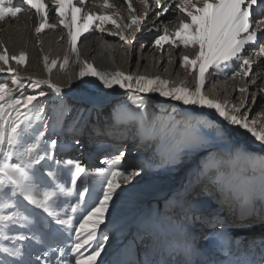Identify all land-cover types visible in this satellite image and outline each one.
<instances>
[{"label": "bare ground", "instance_id": "bare-ground-1", "mask_svg": "<svg viewBox=\"0 0 264 264\" xmlns=\"http://www.w3.org/2000/svg\"><path fill=\"white\" fill-rule=\"evenodd\" d=\"M13 2L15 6L22 7L23 11L16 17H6L0 20V52L7 48L9 57L25 52L27 63L17 64L16 61L10 59V65L19 73L20 83H14L8 73L0 72V84H7L15 89L13 96L16 98H20L22 94L36 95L39 91L46 93L45 97H39L38 101L33 102L36 107L30 105L27 109H20L21 112L27 113L29 122H31L29 136L39 130L44 131V124H47V128L52 131L59 130L57 134L59 138L65 139L76 134V139L69 138L70 141L57 145L53 156L58 161H60L59 154L67 151L64 147L77 144L76 140L79 138L94 139L93 142L88 141V146L99 141H112L110 146L101 144L97 150L85 149V154L81 155L79 161L89 172L107 166L105 161L110 160L108 154L114 150L112 144H117L119 148L123 139H126L130 144L129 148L137 146L133 158L137 156L138 161L125 162L123 156L121 170L138 171L139 175L134 176L130 181H120L121 187L116 190V195L105 214L104 222L99 225L96 240L81 249L85 255L94 250L97 244L102 243L103 250L97 258V264H125L124 261H128V264H162V259L164 264H172L174 260L180 263L182 256L177 257L175 253L178 247H183L186 243L185 234L183 232L180 234V228L184 227L187 230L192 225V232L193 228L196 230L195 233H190L191 238H195L194 241L202 233L200 226L208 227L205 239L200 238L201 249L195 250L201 257V264H204L207 257L217 255L218 248L210 242L214 238L215 226L221 222L224 225H230V231H235L234 235L238 237L243 235V229L247 228L246 226L255 224V222L259 223L257 226L264 228V171H262L259 159L264 156V148L250 134L238 126L231 125L214 109L206 106L186 105L171 97H163L159 93H138L133 96L132 92L121 89L119 86L106 88L95 77L81 78L79 76L83 67L82 62L87 61L101 72L119 70L133 76H159L170 81L169 87L183 86L194 91L198 86V68L193 71L191 67L182 66V57L188 55L191 58L194 50L185 49L182 45L177 47L165 44L163 48L153 46L154 37L163 33V26H167L169 31L173 32L181 20L187 19L186 15L170 9L169 13L157 18L156 12L159 9L156 8L154 0H148L149 7L141 4L140 0H131L135 8V13L131 14L125 0H109L110 4L114 5L110 8L102 6L103 0H85L83 5H80L78 0H74L77 7H83L85 11L108 15L119 12L120 17L123 18L118 19L121 29L108 22L102 25L105 28L103 33L95 25L89 31L83 32L76 42L79 52L78 61L76 52L70 47L68 30L60 24L61 18L55 13L53 0H44V3L48 5V24H54L56 27L45 28L39 34L35 31L40 24L35 9L19 3V0H13ZM258 9H260L259 12L254 11V26L264 19V8L258 7ZM67 11L68 9L65 8V12ZM145 12H147V17L144 15ZM82 15L83 13H77L78 25L83 23L80 19ZM130 15L141 17L139 24L141 31H136L137 25L123 30L124 35L132 41L131 44H126L118 36L110 33L121 31L123 25L130 23ZM113 18L116 17L113 16ZM153 25L159 27V33ZM147 28L153 30L149 32ZM259 30H264V24L260 25ZM259 44L264 46V40L259 41ZM258 52V48L254 52L246 46L243 53L254 61L248 77L230 78L232 73L227 69L217 72L209 68L205 73L203 92L211 99L219 100L221 103L228 102L230 106L235 105L237 108H241V101L247 97L249 103L246 108L249 120L257 121L256 127L259 130L264 127V56L258 55ZM45 56L48 57L49 65L52 60L57 61L50 74L45 67L43 59ZM65 57L68 59L66 65H64ZM0 66H4L2 61H0ZM235 70L239 71L238 68ZM49 78L53 84L61 86V92H56L44 83L36 89L31 87L35 80L44 81ZM253 80L255 83L252 82ZM241 87H247V92H239ZM253 96L255 103L251 102ZM136 97L143 98L146 102L145 108H137L140 99H137L135 104L129 103ZM40 107H43V112H38ZM10 111L16 113L15 110ZM244 112L245 108H241L239 114ZM144 113L147 115L145 116ZM199 126L217 134L222 131L231 133L232 141L228 145L219 146L220 149L210 148L211 150L206 151L207 149L200 148L193 152L188 151L191 144L200 143L199 135L195 133L196 129L201 128ZM30 140L32 139L26 138L25 143L18 146L17 150L24 151V147L32 143ZM178 145H183V150L188 155L186 161L193 164L188 184L182 192L174 193L170 200L164 201L162 210L159 209V203H156L155 212L152 213L151 202L169 192L171 190L169 188H177L182 182L180 176H173L167 170L152 173L155 164L168 165L173 158H176ZM128 147L123 149L124 153L128 151ZM204 152H207L210 159L208 164L205 161L202 162V156L206 154ZM244 152L255 159H247L242 155ZM40 154L43 155V152ZM100 155L102 157L99 159ZM67 160L78 159L64 157L60 161L59 168L52 160H49L47 164L41 161L39 165H34L33 168L39 172L32 183L36 186L37 196L45 190H56L57 196L52 202V210L58 214L59 219L72 216L73 224L70 226L56 225L51 218H47V213H43L42 209H36V206L31 205L17 193L16 206L8 205V208L4 209L0 207V215H9L13 211H19L29 219L7 225L0 222V258L15 261L16 264H44V261H37L36 257L42 251H55L67 258L69 264H73L77 253L72 252L71 249L75 242L78 220L85 208L94 205L98 199L100 181L103 178L85 176L80 180L81 184L86 181L87 193L81 196V209L78 208L76 212H72V207L77 204V194L83 190L79 187L78 181L75 187L70 183V174L66 171L67 166L64 165V161ZM17 162L19 161L15 158V163ZM41 165L44 167L41 168ZM208 169H211V172L206 175L205 171ZM48 172L55 173L56 179L52 180L51 177H47ZM39 173H43L45 178L41 179ZM191 182H193L192 187L196 189L208 184L207 190L202 196L193 197ZM58 184L64 186V192L58 191ZM69 189L71 191H68ZM209 198H216L219 203L217 207H212L211 211L203 206H193V204L196 206L206 204L205 201ZM23 205L35 211H25ZM215 210L216 212L223 210L224 214L218 216ZM35 213H42V215ZM189 215L191 221L187 222ZM160 216H167L173 221L163 220ZM247 220L252 221L247 222ZM137 221V225L132 229V235L123 239L125 244L121 243L119 247L112 246L114 241L111 242L112 235L108 230L102 231L104 226L110 228L118 225L115 227L118 229L119 225L121 228ZM252 229L248 234L254 232L258 241L261 242L260 238L264 236V231ZM103 232H108L109 236L104 241L100 239ZM118 232L119 230L114 232L115 239H117ZM20 235L26 236L27 239L18 240L17 237ZM215 239L218 240L217 234ZM143 240L146 243L142 251ZM169 246L175 247L170 248ZM4 248H19L21 255L19 257L10 256L3 250ZM161 254L163 258L160 257ZM138 258L140 260H137Z\"/></svg>", "mask_w": 264, "mask_h": 264}, {"label": "snow or ice", "instance_id": "snow-or-ice-1", "mask_svg": "<svg viewBox=\"0 0 264 264\" xmlns=\"http://www.w3.org/2000/svg\"><path fill=\"white\" fill-rule=\"evenodd\" d=\"M78 2L83 5L85 0H78ZM125 2L128 5L130 14L135 13L131 0H125ZM140 2L145 7H149L148 0H140ZM19 3L35 9L38 14L40 24L35 29L37 34L45 28L56 27L54 24H48V5L44 3V0H19ZM53 4L55 13L61 18L60 24L68 30L70 47L72 51L76 52L78 61L79 52L76 48V42L83 32L89 31L95 25L103 33L105 28L102 25L108 22L121 29L118 19L123 18L120 17L119 12L108 15L85 11L83 7H77L74 0H53ZM154 4L159 9L156 12L157 18L169 13L170 9L173 12L183 13L187 17V19L180 21L179 26L173 32H170L167 26H163V33L154 37L153 46L163 48L165 44L177 47L182 45L185 49L191 48L194 50V55L191 58L188 55L182 57L183 67H191L193 71L198 68V86L194 91L183 86L169 87L170 81L159 76H133L119 70L101 72L87 61L82 62L83 67L79 72V76L81 78L95 77L104 87L111 89L114 86H119L121 89L132 92L133 96L138 93H159L163 97H171L176 101H182L186 105H200L214 109L225 121L245 130L264 148V127L258 130L256 127L257 121L249 120L248 109L246 108L249 103L247 97L241 101V108H245V112L239 114L241 108H237L235 105L230 106L228 102L221 103L219 100L211 99L203 92L206 80L205 73L208 72L209 68H213L217 72L227 69L232 73L230 78L237 76L244 78L250 75L254 61L243 55L246 46L254 52L258 48L259 52L257 54L264 56V46L259 44V41L264 40V30H259L260 25L264 24V19H261L255 26L253 25L254 10L256 7L264 8V0H154ZM102 6L105 8L114 7L109 0H103ZM65 8L68 9L67 12H65ZM22 11L23 8L15 6L13 0H0V20L6 17H16ZM77 13H83L80 17L83 23L79 25ZM144 15L147 17V12ZM113 16L116 18H113ZM130 21V23L123 25L121 31L110 34L118 36L126 44H131L132 41L124 35L123 30L131 29L133 25H137L136 31H141L139 27L141 17L130 15ZM74 27L76 28L75 31ZM153 27L159 33V27L155 25ZM146 30L151 32L153 29L147 28ZM10 59L16 61L17 64H26L27 54L21 52L18 56L9 57L7 48L0 52V61L3 62L4 66H7H0V72L8 73L13 82L19 84V73L16 68L10 65ZM43 59L50 74L57 61L52 60L51 65H49L48 57L45 56ZM67 63L68 59L65 57L64 65ZM236 68L239 71H236ZM252 82L255 83V80ZM42 83L48 84L56 92L62 91L61 86L53 84L50 78L44 81L35 80L31 87L33 89L39 88ZM14 91L15 89L7 84H0V155L3 156V160H0V188L11 185L12 196L19 193L31 205L36 206V209H42L43 213H47V218H51V221L56 225L70 226L73 224L72 216L69 215L67 219H59L58 214L52 210V202L57 196V191L45 190L40 196H37L35 194L36 186L32 183L39 172V170L33 168L34 165H39L41 161H45L47 164L49 160H52L59 168L61 163L55 160L53 156V152L57 147V140L51 139V137L47 140L44 139L45 132L48 131L47 124L43 125L44 131H40L38 135L29 136L30 123H26L29 121V117L26 112L20 111L21 108L27 109L30 105L36 107L33 102L38 101L39 97H45L46 93L39 91L36 95L22 94L20 98H16L13 96ZM239 92H247V87L239 88ZM137 99H140L137 108H145L146 102L143 98L136 97V99H131V102L135 104ZM251 102L255 103L254 96ZM10 110H15L16 115L14 117ZM38 112H43V107H40ZM144 115L146 116L147 113H144ZM26 138L32 139V143L27 144L24 151H18V146L24 144ZM76 143L79 144V141L77 140ZM41 152H43V155L40 154ZM124 155L125 153L121 152L114 158L106 160L105 164L107 166L97 168L94 172H89L79 160L64 161L73 187H75L78 180H82L85 176L103 178L100 181L101 188L98 199L94 205L85 208L84 213L81 214V218L78 220V227L75 229V242L71 249L72 252L77 253L73 264H97V258L103 250L102 243L97 244L95 249L87 255L81 249L91 245L96 240L99 225L104 222L110 202L116 195V190L121 187L120 181H130L134 176L139 175L138 171L121 170ZM242 155L247 159H255L247 152L242 153ZM13 157H16L19 162L10 163ZM259 159L262 171H264V156ZM43 167L44 165H41V168ZM39 175L41 179L45 178L43 173H39ZM46 175L51 177L52 180L56 179V174L53 172H48ZM81 187L83 192L77 194V204L72 207V212H76L80 208L81 196L87 193L86 181L82 183ZM57 189L59 192L65 191L62 184H58ZM68 191H71V189ZM21 204H23V201H21ZM4 206L0 204V207ZM23 206L25 211H35L29 210L27 205ZM35 214L42 215V213ZM28 219V216L19 211H13L9 215H0V222H4L5 225L20 223L22 220L27 221ZM217 235L221 239L220 248L224 250L230 244V241L223 231ZM17 239L23 241L27 237L20 235ZM260 239L261 243L258 247L261 258L259 264H264V236H261ZM3 250L13 257L21 255L19 248H4ZM42 255L48 257L49 253L44 252ZM36 260L40 261L41 257H36ZM0 264H16V262L0 258ZM44 264H48L47 260L44 261ZM55 264H69V261L67 258L57 259ZM228 264H239V260H229Z\"/></svg>", "mask_w": 264, "mask_h": 264}, {"label": "rangeland", "instance_id": "rangeland-1", "mask_svg": "<svg viewBox=\"0 0 264 264\" xmlns=\"http://www.w3.org/2000/svg\"><path fill=\"white\" fill-rule=\"evenodd\" d=\"M129 103H132V102H129ZM12 115L14 117L16 115V113H12ZM29 121H27V122L31 124V122H29ZM199 127H201V126H199ZM40 131L41 130L37 131L35 133V135H38ZM58 133H59V130L52 131V129H48V131L45 132L44 139L47 140V139H49V137H51V139H56L57 140V145H59V144H62L63 145L65 143V141H70L69 138H75V139L77 138V135L76 134L75 135H73V134L71 135L70 134L71 137L69 136L68 138H65V139L59 138V136L57 135ZM195 133H197L199 135L200 143L199 144H191L188 147V151H191V152H193L195 149H200V148H205V149H207L206 151L211 150V149H220L221 146H225V145L230 144L231 141H232V138H233V136L231 135V133H227V132L224 133V131H222L221 132L222 134L221 133L217 134V133H214V132H211V131L207 130L204 127H201L200 129H196L195 130ZM88 138H92V137H88ZM77 140L79 141V144H72V145H69L67 147H64V148L67 149V151H65V153L62 152V153L59 154L60 161L64 157L70 158V159L73 158V159L80 160L81 155L84 156V154H85V152H84L85 149L91 148L93 150H97L99 148V145H101V144L109 145L110 146L111 143H112V141H109V140L108 141H99L98 143H95L93 145H89L88 146L87 145L88 144V141L90 140V142H93L94 139H89L88 140L87 138L86 139L79 138ZM30 141L32 142V140H30ZM115 142H118V141H115ZM112 145H114L113 146L114 150H113V152L110 151V153L108 154V159H112L115 156L119 155L121 152H123V149H125L126 147H128V140L123 139L122 144H120L118 146L119 148H117V146H116L117 144L116 145L115 144H112ZM136 147H133V148H129L128 147L129 149H128V151L125 152V155H124L125 162H129V161L135 162V161H138L137 156H136V158H133V156H134V150H135ZM144 147H142V148H144ZM146 148H148L147 145H146ZM176 148H179V150L177 151L176 158H173L168 163V165L161 166V165L155 164V168L152 171V173H154V172H162V170H167L168 172H171V175H173V176H175V175L176 176L177 175L180 176L181 179H182V182H181V184H178V187L177 188H175V187L169 188L172 191L170 190L169 192H166L162 197L157 198V199H155V200H153L151 202L152 203V213L155 212V209H156V206L155 205H156V203H159V205H158L159 206V209L162 210V207L164 206V203L163 202L170 200V198L172 197V195L174 193L178 194V193L182 192L185 189V187L187 186V184H188L189 175L191 173L193 164L191 162L188 163L186 161V159H188V155L184 152L183 145L182 146H179L178 145ZM204 153H206V154H205V156H202V160L203 161L202 160L201 161L202 162L205 161L208 164V163H210V159L208 158L207 152H204ZM204 153H203V155H204ZM219 155H221V154H219ZM101 157L102 156L100 155L98 158L100 159ZM15 158L16 157H13L12 160L10 161V163H15ZM0 160H3V156L2 155H0ZM201 161H200V163H202ZM183 165H185V166L183 167ZM210 170L208 169L207 171H205V174L206 175L210 174V172H211ZM162 179H166V178H162ZM78 183H79V187L82 189V187H81V185H82L81 184V181L78 180ZM192 183L193 182H191L190 185H191V190L193 189V191H194V192L192 191V193L194 194L193 197H195L196 195L200 197V195L202 196V194H204L205 191L207 190L206 188L208 187V184H205L204 186H202V188H197L196 189L195 187L194 188L192 187ZM11 188H12L11 185H5L4 187L0 188V197H1L0 204L5 205L4 207H1L3 209L4 208H8V205L16 206V202H15L16 197L15 196L14 197L12 196V194H11ZM213 190L211 191L212 193H213ZM208 192H209V190H208ZM209 194H210V192H209ZM177 197H180L181 198V196H179V195H177ZM187 198H189V197L187 196ZM187 198H186V200H187ZM216 198H218V197L216 196ZM216 198H209L207 201H205V202H207L209 204H207V203L206 204H203V205L200 204L199 206H196V205L193 204V206L194 207H202L203 206L206 209H209L211 211V208L212 207H217L219 205V203L217 202V199ZM80 209H81V207H80ZM215 213L219 216V215H223L224 214V211L223 210H219L218 212H216V210H215ZM160 217L163 220H169L171 222L173 221L172 219L168 218L167 216H160ZM160 217H158V218H160ZM138 221L135 222V223H133V224H128L126 226H123L121 228H120V225H119V228L118 229L115 228L118 225H116L114 227H110V228H109V226H104L103 227L104 230H102V231L108 230L111 233V235H112L111 236V242L114 241V243H112V246L115 245V247H119V245L121 243H123V239H126L130 235H132V229L134 228L135 225H137ZM188 221H191L190 220V215L187 218V222ZM251 221L252 220H247V222H251ZM255 224L256 225L254 226V229H256V230L258 229V231H261V230L264 231V228H261V227L257 226L259 224L258 222H255ZM263 226H264V224H263ZM200 227H201V232L202 233L199 235L198 239H200L201 237H203V238H201V240H204L205 237H206L205 235H206V231L208 230L207 229L208 227H206V228L205 227L203 228L202 226H200ZM181 228H182V232L185 233L186 232V229L184 227H181ZM181 228H180V230H181ZM129 229H131V231H129ZM118 230H119V232L117 234V239H115L114 236H116V234L114 232H117ZM105 237H106V239H108V237H109L108 236V232H103L102 235L100 236V239L104 241V240H106ZM207 240L208 239H206V241ZM152 242H154V240H152ZM145 243H146V241H144L142 243V244H144L143 247H141L142 248V251L144 249ZM123 244H125V243H123ZM142 251H141V253H142ZM44 252L45 251H42L39 254V256L41 257V260H40L41 262L47 260L48 264H55V262H56L57 259H63L64 258L62 256V254H60L58 252H55V251L48 252L51 256L48 255V257H43L42 254ZM170 253L172 254L171 250H170ZM50 257H51V259H50ZM177 257H180V255H178ZM137 260H140V258H138ZM167 260H168V256H167Z\"/></svg>", "mask_w": 264, "mask_h": 264}]
</instances>
